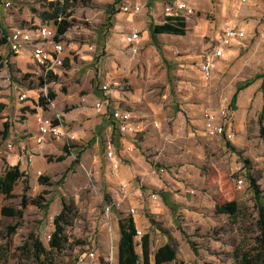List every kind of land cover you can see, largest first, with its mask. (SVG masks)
Listing matches in <instances>:
<instances>
[{
    "label": "rangeland",
    "instance_id": "374dc122",
    "mask_svg": "<svg viewBox=\"0 0 264 264\" xmlns=\"http://www.w3.org/2000/svg\"><path fill=\"white\" fill-rule=\"evenodd\" d=\"M57 1L11 0L4 8L5 0H0V30L54 24L45 13H52L50 2ZM132 1L140 3L141 10L126 19L116 1L69 0V15L59 16L70 23L60 36L66 57L47 81V92L55 94L49 103L38 97L41 77L29 54L25 65L0 66V174L14 165L23 172L9 196L0 192V210L9 206L22 211L20 216L0 211V257L5 264H117V219L130 215V206L137 208V220L148 223L142 232L151 237L153 256L163 245L172 248L170 260L160 264H235L243 252L256 254L264 248L258 223L259 207L264 206L260 79L238 91L235 109L229 105L236 84L264 69V0ZM175 1L186 4L177 15L184 19L185 33L152 37L150 22H164L163 7ZM228 23L244 28L245 39L216 59L211 78L204 80L200 60ZM132 30L143 37L137 54L124 42ZM0 54L9 60L6 43L0 45ZM103 80L110 83L113 104L142 122L135 139L119 133L110 118L113 134L94 126L103 116L94 105L95 97H102ZM21 88L32 99L19 101ZM222 107L234 131L230 144L235 150L224 138L203 130L202 109L217 112ZM35 113L58 118L73 130L76 140L67 151L61 139H48L38 150L32 147L28 137L34 129L27 132V124H35ZM5 121L9 126L4 135ZM94 135L95 141L90 139ZM109 138L116 148V169L105 157ZM23 146L34 151L31 163L18 159ZM63 152L65 158L58 161ZM244 158V184L238 187L235 163H244ZM120 182L128 183L126 194ZM151 192L158 195L157 201L149 198ZM229 200L237 202L235 214L215 210L216 203ZM62 202L68 206L67 223L58 246H52L53 219ZM34 238L46 250L38 257ZM139 240L136 237L135 249L141 253ZM89 249L94 257L80 262L78 256Z\"/></svg>",
    "mask_w": 264,
    "mask_h": 264
},
{
    "label": "built area",
    "instance_id": "2783aa9c",
    "mask_svg": "<svg viewBox=\"0 0 264 264\" xmlns=\"http://www.w3.org/2000/svg\"><path fill=\"white\" fill-rule=\"evenodd\" d=\"M62 1V0H60ZM86 1V0H81ZM118 8L122 12L137 14L141 10V4L133 2L132 0H117ZM10 1L6 0L4 6L8 7ZM186 10V4L182 1H175L173 3H167L163 7V12L166 16H177L180 12ZM60 20V18H58ZM58 22L54 24H34L31 28L20 29L15 28L10 30L6 35V44L8 51L11 54H16L22 49H28L32 63L36 66L40 77L43 79L39 98L42 97L46 103L51 102L47 92V80L57 73V69L63 66L66 54L64 43L60 39V35H57ZM244 28L237 26L233 23H228L222 28L220 39L211 51L206 54L199 63V72L204 80L211 78L213 68L215 66V60L224 56L225 49L234 44L241 43L245 38ZM260 34L264 36V29L260 31ZM140 37L138 30H132L125 34L124 42L127 47L130 48L131 53L138 52L137 41ZM4 62L8 63L6 58ZM110 83L102 82L100 89L102 91V97L97 98L94 102L95 108L101 110L105 108L110 113V118L115 124V128L118 132L129 133L134 139L135 136L143 130V124L141 121H135L127 110L115 107L112 104L110 93ZM17 98L19 101H26L31 98L28 90H18ZM32 99V98H31ZM226 108H219L217 112H213L210 108H204L201 111V118L203 121V130L208 136H219L224 138L228 142H233L234 131L226 122ZM35 133L33 140L35 144L41 145L48 139H61L64 144L70 146L73 141L76 140V136L68 129V127L60 120L53 119L44 116L42 113H35ZM153 126H157V123H153ZM12 147L10 143L7 144ZM105 156L111 163V169H116L118 166L115 159L116 152L110 142L107 143ZM34 158V152L22 147L21 155H18L19 160H24L27 163H31ZM245 166L240 160L235 163L236 172V185L242 187L244 184L243 170ZM119 189L122 193L126 194L129 189L127 182H120ZM149 198L152 201L158 200V195L154 192L149 194ZM110 206L105 207V213L107 214ZM129 214L134 216L137 212L135 206L128 208ZM143 232L141 229L136 228V237H141ZM95 252L93 249L84 251L78 256V260L81 262L86 258H93ZM156 264V263H151Z\"/></svg>",
    "mask_w": 264,
    "mask_h": 264
},
{
    "label": "trees",
    "instance_id": "16d2710c",
    "mask_svg": "<svg viewBox=\"0 0 264 264\" xmlns=\"http://www.w3.org/2000/svg\"><path fill=\"white\" fill-rule=\"evenodd\" d=\"M54 5L52 13H45L49 18H53L55 23L58 22L57 27V35L63 34L66 32L70 23L65 19L58 20L59 16L69 15L67 13V9L69 7V0H58L53 3L50 2V6ZM150 32L152 36H155L157 33H170L174 35H183L185 33V22L182 17L177 16H166L165 21L162 23H150ZM6 35L7 32L4 29L0 30V45L6 43ZM4 57L0 54V66L3 65ZM8 65H10L8 63ZM260 78V90L263 96V106L264 108V69L261 72L256 73L253 78L244 80L243 82L237 83L234 92L230 97L229 105L232 109H235L234 102L237 97L238 91L247 87L254 79ZM50 81V78L47 80ZM41 83H43V79L41 78ZM55 94L50 91L48 92V97L53 99ZM43 101V98H39ZM44 102V101H43ZM3 134L5 135L8 130L9 123L7 121L4 122ZM259 132L261 136H264V126H260ZM230 149L235 150L234 147L228 143ZM70 146L64 145V151H67ZM66 156V153L60 154L57 156V160H63ZM77 160V159H76ZM75 161V160H74ZM244 164H248V160L246 158L243 159ZM23 175V172L19 170L18 166H10L6 168L2 174H0V192L5 196H9L13 189V185L16 180ZM250 182L255 192L258 193V184H256L255 179L250 177ZM108 195L105 194V198L107 199ZM41 198H37L35 203H40ZM68 206L64 202H62V208L58 214L54 216V230L51 233L50 244L52 246H58L59 239L63 236V225L67 223V210ZM237 202L235 200H229L223 203H216L215 210L218 213H226V214H235L237 211ZM1 213L7 214L11 216H20L22 211L21 209H13L9 206H2ZM259 228L262 232H264V206L259 207ZM119 238L117 244V264H151L149 261L150 254V236L148 233H144L139 240L138 245L141 248V253H138L135 249L136 245V227L134 223V218L131 215L120 217L117 219ZM11 228V226H9ZM57 237H59L57 239ZM34 254L35 256H39L41 253L45 252V247L43 244L36 238L33 241ZM172 248L169 245H163L158 250H156L154 255V261L156 264L168 262L171 258ZM0 264H5V262L0 257ZM179 264H196L194 261L180 262ZM235 264H264V248L258 250L256 254H250L247 252H243L240 255L239 260Z\"/></svg>",
    "mask_w": 264,
    "mask_h": 264
},
{
    "label": "crops",
    "instance_id": "0c3cea01",
    "mask_svg": "<svg viewBox=\"0 0 264 264\" xmlns=\"http://www.w3.org/2000/svg\"><path fill=\"white\" fill-rule=\"evenodd\" d=\"M6 1V0H5ZM10 1V4H11V0H9ZM116 1V3H115V5L118 7V5H117V0H113V3ZM139 2V1H138ZM153 1L152 0H149V3H152ZM148 7H151L150 6V4H148ZM4 8H7V7H4ZM3 8V9H4ZM2 9V10H3ZM1 12V11H0ZM123 15H124V18H126V19H129V15H136V14H134V13H127V12H122V11H120ZM144 14V16H145V13H143ZM117 16V15H116ZM150 23H153V22H150ZM149 26H150V24H149ZM116 27L117 28H122V26L121 25H116ZM10 31V30H9ZM9 31H7V33L9 32ZM221 31H222V29L220 30V32H219V34H218V37H217V41L215 42V44L219 41V39H220V35H221ZM149 32H150V27H149ZM128 33V32H127ZM140 33V32H139ZM150 34H151V32H150ZM156 35V34H155ZM151 36H152V34H151ZM152 37H155V36H152ZM245 39V38H244ZM143 41V37L140 35V37H139V39H138V41H137V45H138V47H139V49H138V52H139V50H140V48H141V42ZM243 42V41H242ZM241 42V43H242ZM241 43H234V44H232V45H230V46H228L226 49H225V54L227 53V51L228 50H230L231 48H234L235 46H237V45H239V44H241ZM215 44H213L212 46H215ZM138 52H136V53H132V54H137ZM19 54V55H18ZM20 54H23L24 56H25V58L24 59H21L20 58ZM27 54H29V56H30V52H29V50L28 49H22V50H20L18 53H16V54H11L10 56H9V60H8V63L9 64H11V63H17V65L18 66H21V65H25L26 64V60H27ZM13 57V58H12ZM12 58V59H11ZM223 58V57H222ZM18 63H20V65L18 64ZM258 73V72H257ZM256 74V73H255ZM254 74V75H255ZM253 75V76H254ZM251 78H253V77H251ZM251 78H249V79H251ZM258 79H260V78H257V79H254L247 87H249L250 85L251 86H253V84L255 83L254 81L255 80H258ZM245 80H248V79H245ZM105 80H103L102 82H104ZM101 82V83H102ZM254 82V83H253ZM260 84H261V79H260ZM260 84H259V88H260ZM236 87V86H235ZM247 87H245L244 89H246ZM243 90V89H242ZM261 91V90H260ZM262 94V93H261ZM18 95V94H17ZM109 96H110V98H111V101H112V104H113V96H112V93H111V88H110V93H109ZM98 97H95V100L97 99ZM94 100V101H95ZM113 106H115V104H113ZM115 107H118V106H115ZM99 111H101L102 113H103V116H101L100 118H98V120L96 121V125H94V126H97V127H99V128H101V131H102V133L103 132H106V134L109 136V135H111V134H113V132H111L109 129H111V124H109V120H108V118H110V113H109V111L107 110V109H105V108H102L101 110H99ZM227 115H228V113H227ZM111 119V118H110ZM226 122L227 123H229V121L227 120V116H226ZM65 124V123H64ZM66 125V124H65ZM27 126H28V130H27V132H31V130H29V127H30V129L31 128H33L34 129V131H35V124H34V122H33V120H31L28 124H27ZM67 127H68V125H66ZM68 129L73 133V130H71V128H69L68 127ZM21 131H23L22 129H21ZM34 131H32L33 133H32V136H30V137H28L29 138V143L32 145V147H34V149L36 150H38V146L39 145H37V144H35V142H34V140H33V134L35 133ZM116 131V130H115ZM119 133H121V132H119ZM75 135V134H74ZM96 138L97 137H95V135L94 136H91V140H96ZM108 142H110L111 140H110V138L107 140ZM119 141H122V139L120 138L119 139ZM20 143H24L23 141H21ZM114 147V150H115V152H116V148H115V146H113ZM34 152V151H33ZM106 157V156H105ZM107 159V158H106ZM115 159H116V156H115ZM108 160V159H107ZM136 215V214H135ZM135 215L133 216V218H134V223H135V227L137 228V229H141L142 230V228L143 227H148V223L146 222V221H144V220H142L141 219V222H140V220H137L136 219V217H135ZM150 236V235H149ZM165 243V242H164ZM153 252H154V248H153V246H152V242H151V237H150V254H149V261L151 262V263H155V261H154V256H153ZM180 263V262H179Z\"/></svg>",
    "mask_w": 264,
    "mask_h": 264
}]
</instances>
